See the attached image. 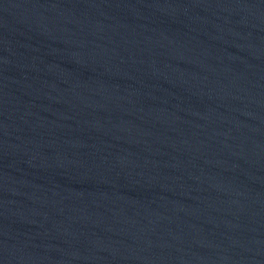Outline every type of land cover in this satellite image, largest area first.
<instances>
[{
    "label": "water",
    "instance_id": "1",
    "mask_svg": "<svg viewBox=\"0 0 264 264\" xmlns=\"http://www.w3.org/2000/svg\"><path fill=\"white\" fill-rule=\"evenodd\" d=\"M0 264H264V0H0Z\"/></svg>",
    "mask_w": 264,
    "mask_h": 264
}]
</instances>
